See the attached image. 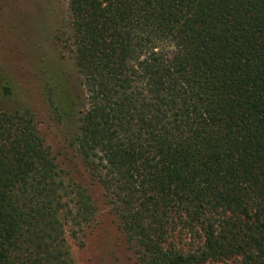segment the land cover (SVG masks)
Returning <instances> with one entry per match:
<instances>
[{"label": "trees", "instance_id": "1", "mask_svg": "<svg viewBox=\"0 0 264 264\" xmlns=\"http://www.w3.org/2000/svg\"><path fill=\"white\" fill-rule=\"evenodd\" d=\"M49 118L135 264H264V0H67ZM0 108V264H75L97 204Z\"/></svg>", "mask_w": 264, "mask_h": 264}, {"label": "rangeland", "instance_id": "2", "mask_svg": "<svg viewBox=\"0 0 264 264\" xmlns=\"http://www.w3.org/2000/svg\"><path fill=\"white\" fill-rule=\"evenodd\" d=\"M68 21L67 0H0V108H30L45 143L61 150L59 160L68 176L86 186L97 204L96 224L82 243L68 236L75 264H135L101 187L84 172L49 118L43 87L46 81L53 82L51 76L63 70L71 76V88L81 91L73 52L61 39Z\"/></svg>", "mask_w": 264, "mask_h": 264}]
</instances>
